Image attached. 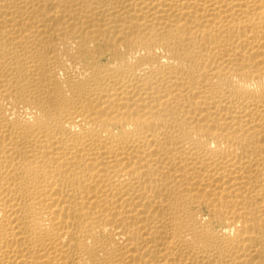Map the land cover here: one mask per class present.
I'll return each mask as SVG.
<instances>
[{
  "label": "bare ground",
  "instance_id": "6f19581e",
  "mask_svg": "<svg viewBox=\"0 0 264 264\" xmlns=\"http://www.w3.org/2000/svg\"><path fill=\"white\" fill-rule=\"evenodd\" d=\"M0 264H264V0H0Z\"/></svg>",
  "mask_w": 264,
  "mask_h": 264
}]
</instances>
